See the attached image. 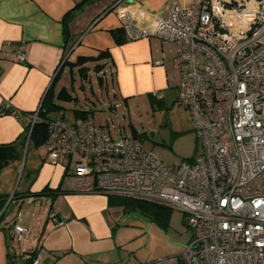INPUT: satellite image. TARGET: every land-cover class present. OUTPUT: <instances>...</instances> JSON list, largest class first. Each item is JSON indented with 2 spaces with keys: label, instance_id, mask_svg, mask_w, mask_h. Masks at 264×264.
I'll use <instances>...</instances> for the list:
<instances>
[{
  "label": "built area",
  "instance_id": "built-area-1",
  "mask_svg": "<svg viewBox=\"0 0 264 264\" xmlns=\"http://www.w3.org/2000/svg\"><path fill=\"white\" fill-rule=\"evenodd\" d=\"M114 8L127 41L157 37L176 45L179 100L192 112L202 154L168 166L138 139L115 140L89 117L51 119L40 115L41 106L23 114L9 101L2 114L25 115L30 132L47 124L48 156L67 161L72 191L183 211L191 237L178 261L168 264H264V0L175 3L167 17L145 25L129 5L120 1ZM16 60L25 61L22 46ZM153 96L163 98L159 91ZM67 219L53 217L57 225ZM27 232L14 224L15 238ZM45 254L24 253L10 264H38Z\"/></svg>",
  "mask_w": 264,
  "mask_h": 264
},
{
  "label": "crops",
  "instance_id": "crops-1",
  "mask_svg": "<svg viewBox=\"0 0 264 264\" xmlns=\"http://www.w3.org/2000/svg\"><path fill=\"white\" fill-rule=\"evenodd\" d=\"M81 1L0 0V144L22 137L27 128L26 116L2 114V103L9 101L14 109L23 114L35 112L42 105L60 67L65 66V62H75L80 56H97L101 51L109 50L112 59L108 60L112 61L99 75H105L103 87H108L110 79L113 88L125 98L169 87L167 54L160 52L158 42L149 38L116 44L112 31L120 28L121 24L114 7L120 1L129 5L138 22L145 25L152 18L167 17L175 3L188 7L198 0H95L76 12L67 25V32H64L65 14ZM141 11L144 16L139 14ZM20 46L23 47L24 62L16 60ZM87 65L93 67L94 63ZM21 161L11 162L0 173V195L6 200L2 209L4 216L0 219V264H10L13 259L19 260L20 255L39 249L46 251L41 260L48 256L60 258L71 254L80 256L85 264H122L124 259L117 254L121 245L116 243L109 226L95 221L94 208L87 207L82 201L74 202L72 195L79 192L58 194L70 199L71 207L65 213L54 211L51 207V216L40 229L34 250L20 253L12 250L16 239L13 236L14 224H29L31 207L38 205L40 200L58 196L51 194L56 188L72 190V186L70 189L65 186L64 177L66 173L70 175L71 167L67 162L60 161L43 163L37 173L29 170L23 188L12 191L21 174ZM23 177L24 174L21 180ZM37 193L42 195L36 196ZM99 195H107L109 199L110 195L117 194L91 196L100 199L98 211L104 208V200ZM24 205H29L30 211L28 208L24 212ZM11 207L12 213L9 212ZM15 209L20 213L14 216ZM55 215H65L68 219L57 225L53 220Z\"/></svg>",
  "mask_w": 264,
  "mask_h": 264
},
{
  "label": "rangeland",
  "instance_id": "rangeland-1",
  "mask_svg": "<svg viewBox=\"0 0 264 264\" xmlns=\"http://www.w3.org/2000/svg\"><path fill=\"white\" fill-rule=\"evenodd\" d=\"M151 38L158 42L160 52L164 51L167 54V66L170 67L169 87L166 90H159L163 95L162 99L154 97L153 92L125 98L113 88L110 79L108 87L100 86L97 81L99 74L93 69L89 79L84 80L78 68L72 73L70 66H66L54 90L57 93L65 86L78 96V100L59 102L62 108L48 112L47 116L51 119L63 117L72 121L75 119V108L90 111L89 118L95 124L106 127L115 140H120L124 136L136 138L142 142L147 151H151L168 166L177 165L202 154L203 142L197 134L192 112L179 100L181 72L174 66L176 45L157 37ZM100 75L105 76L103 73ZM106 75L110 76L109 73ZM151 132L154 133L153 137ZM29 139L28 137L22 152L21 174L12 191L23 188L29 170L37 173L43 163H55L54 159L49 158L45 144L35 146ZM22 174L24 177L21 180ZM64 177L65 186L70 189L68 173L64 174ZM96 194L101 193H76L72 196L74 202L82 201V204L95 209L93 217L97 223L104 222L109 226V230L114 233L116 243L121 245L117 254L124 259L121 260L122 264L152 262L168 264L178 261L192 233L187 224L188 216L183 211L172 208L168 219L162 221L156 217L154 211H142L138 208H127L124 204L110 203L107 195H99L104 200V208L98 211L100 199L91 197ZM62 195L40 200L38 205L31 207L30 222L25 224L29 226L23 225L28 228V234L21 240L16 238L12 250L20 253L34 248V243L41 234L40 229L51 216V207L61 213H65L71 207L70 199ZM28 206L24 205V212L29 208ZM28 210L30 211V208ZM11 211L12 207L9 209L10 213ZM16 213L20 211L15 209L14 216ZM79 257L71 254L62 255L60 258L48 256L39 264H85L86 261Z\"/></svg>",
  "mask_w": 264,
  "mask_h": 264
},
{
  "label": "trees",
  "instance_id": "trees-1",
  "mask_svg": "<svg viewBox=\"0 0 264 264\" xmlns=\"http://www.w3.org/2000/svg\"><path fill=\"white\" fill-rule=\"evenodd\" d=\"M95 0H82L81 2L77 3L76 6L70 10L68 13L65 14L63 18L64 24V32H67V25L70 20L74 17L76 12L80 11L85 5L93 2ZM114 36L115 42L117 45H122L126 43V35L123 28H117L112 31ZM111 53L109 50L101 51L97 56L86 57L80 56L77 58L75 62H65V66H61L59 71L57 72L51 86L49 87L41 105L40 115L43 117H47L48 112L57 111L59 108H62L59 102H74L78 100V97L73 95L67 87H62L59 92H55L54 86L56 82L59 80L61 76V72L66 67V65H70L71 72L73 73L75 68H78L79 74L82 79L88 80L90 71L93 69L97 74L102 72L105 67L111 63L112 60ZM104 60H108L107 62H101ZM88 63H94L93 67L88 66ZM97 81L100 86H103L105 77L104 76H97ZM90 111H85L82 109H74V115L76 117H89ZM30 138V143H33L35 146H39L41 144H45L47 137H48V126L46 123H36L31 132L29 128H26L22 137L20 136L18 139L9 142V143H2L0 144V173L13 161L21 160L22 159V152L24 150L27 138ZM74 191H67L63 190L60 187L56 188L52 191V196H56L59 193H70ZM36 196L42 195V193L35 194ZM5 199L3 196L0 195V219L4 216L2 213L3 206L5 204ZM110 203H120L124 204L127 208H134L144 210L154 211L156 217L160 218L162 221H166L168 216L171 212V207L143 200L129 196H122V195H110L109 196ZM36 251H33L32 254H35Z\"/></svg>",
  "mask_w": 264,
  "mask_h": 264
},
{
  "label": "water",
  "instance_id": "water-1",
  "mask_svg": "<svg viewBox=\"0 0 264 264\" xmlns=\"http://www.w3.org/2000/svg\"><path fill=\"white\" fill-rule=\"evenodd\" d=\"M151 136H152V137L154 136V133H153V132H151Z\"/></svg>",
  "mask_w": 264,
  "mask_h": 264
}]
</instances>
